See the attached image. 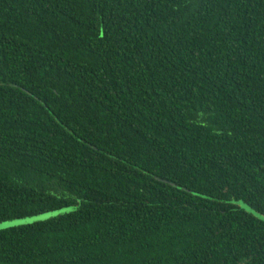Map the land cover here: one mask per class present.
Masks as SVG:
<instances>
[{
    "label": "trees",
    "instance_id": "obj_1",
    "mask_svg": "<svg viewBox=\"0 0 264 264\" xmlns=\"http://www.w3.org/2000/svg\"><path fill=\"white\" fill-rule=\"evenodd\" d=\"M264 0H0V264H264Z\"/></svg>",
    "mask_w": 264,
    "mask_h": 264
},
{
    "label": "rangeland",
    "instance_id": "obj_2",
    "mask_svg": "<svg viewBox=\"0 0 264 264\" xmlns=\"http://www.w3.org/2000/svg\"><path fill=\"white\" fill-rule=\"evenodd\" d=\"M236 205H238V206H240L242 208H245V210L247 212L253 213L255 216H257L261 220H264V218L262 216H260L258 214H255L252 209H249L244 204L236 203ZM75 209H77L76 206H71L69 208H63V209H60V210H57V211L46 212V213H43V214H38V215H35V216L23 218V219H14V220H8V221L0 222V226H3V227H0V230L6 229V228H9V227L27 225V224H31V223H34V222L43 221V220H46V219H49V218H52V217H55V216H58V215H62V214L74 211Z\"/></svg>",
    "mask_w": 264,
    "mask_h": 264
},
{
    "label": "snow or ice",
    "instance_id": "obj_3",
    "mask_svg": "<svg viewBox=\"0 0 264 264\" xmlns=\"http://www.w3.org/2000/svg\"><path fill=\"white\" fill-rule=\"evenodd\" d=\"M0 227H3V226H0Z\"/></svg>",
    "mask_w": 264,
    "mask_h": 264
}]
</instances>
